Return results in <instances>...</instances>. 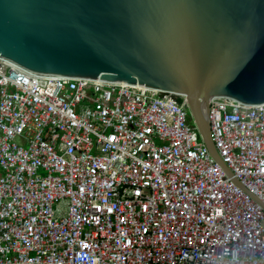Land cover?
<instances>
[{
  "label": "built area",
  "instance_id": "built-area-1",
  "mask_svg": "<svg viewBox=\"0 0 264 264\" xmlns=\"http://www.w3.org/2000/svg\"><path fill=\"white\" fill-rule=\"evenodd\" d=\"M0 58V264H264V103L188 108Z\"/></svg>",
  "mask_w": 264,
  "mask_h": 264
},
{
  "label": "water",
  "instance_id": "water-1",
  "mask_svg": "<svg viewBox=\"0 0 264 264\" xmlns=\"http://www.w3.org/2000/svg\"><path fill=\"white\" fill-rule=\"evenodd\" d=\"M0 58L39 76L137 84L184 104L264 103V0H0Z\"/></svg>",
  "mask_w": 264,
  "mask_h": 264
}]
</instances>
